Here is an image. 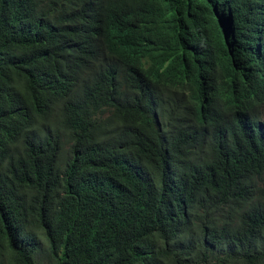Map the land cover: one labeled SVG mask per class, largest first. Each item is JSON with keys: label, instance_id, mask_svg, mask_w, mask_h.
Masks as SVG:
<instances>
[{"label": "trees", "instance_id": "trees-1", "mask_svg": "<svg viewBox=\"0 0 264 264\" xmlns=\"http://www.w3.org/2000/svg\"><path fill=\"white\" fill-rule=\"evenodd\" d=\"M214 1L0 0V264H264L263 226L237 233L264 210V143L221 126L215 165L154 140L166 99L207 98L222 120L180 52L220 32ZM230 5L263 18L264 0ZM245 32L230 44L264 40ZM105 202L119 234L94 241Z\"/></svg>", "mask_w": 264, "mask_h": 264}, {"label": "clouds", "instance_id": "clouds-1", "mask_svg": "<svg viewBox=\"0 0 264 264\" xmlns=\"http://www.w3.org/2000/svg\"><path fill=\"white\" fill-rule=\"evenodd\" d=\"M248 1L259 5V0ZM214 4L211 15L202 11L220 32L213 36V30L203 29L197 34L185 35L180 42V52L197 72L193 85L216 101L223 111L222 120L214 118L212 103L207 98L199 99L197 106L188 104L190 97L185 101L166 99L162 107H167V111L160 110L154 140L164 149L172 143L187 151L200 147L201 154H210L216 165L220 163L215 156L223 136L221 126L239 144L256 139L261 148L264 143V40L241 46L230 44L231 34H237L241 27L246 31L242 37L247 40L253 31L264 30V7L261 8L263 18L252 27L250 23L255 13L230 5V0H215ZM176 91L178 89L171 88L169 94L173 96ZM154 116L156 118V114ZM115 208L114 202H105L101 213L87 220V226L93 229L94 241H99L109 225L119 234L121 221L115 218L118 213ZM122 213L126 216L128 208ZM259 226L264 228V210L246 216L239 223V238L246 239ZM132 231L130 229L126 235ZM249 249L256 250L252 246Z\"/></svg>", "mask_w": 264, "mask_h": 264}]
</instances>
